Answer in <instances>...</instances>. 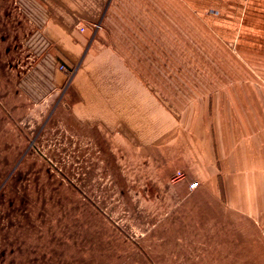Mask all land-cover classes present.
Listing matches in <instances>:
<instances>
[{
	"label": "crops",
	"instance_id": "1",
	"mask_svg": "<svg viewBox=\"0 0 264 264\" xmlns=\"http://www.w3.org/2000/svg\"><path fill=\"white\" fill-rule=\"evenodd\" d=\"M37 1L49 9L43 32L67 67L56 80L68 83L76 119L141 148L174 190L173 207L194 201V259L264 264V0H186L241 51V78L231 80V61L209 60L208 82L180 81L165 66L178 37L181 55L200 37L180 19L164 22L163 0ZM178 168L186 179L174 180Z\"/></svg>",
	"mask_w": 264,
	"mask_h": 264
},
{
	"label": "rangeland",
	"instance_id": "2",
	"mask_svg": "<svg viewBox=\"0 0 264 264\" xmlns=\"http://www.w3.org/2000/svg\"><path fill=\"white\" fill-rule=\"evenodd\" d=\"M163 1L164 22L180 19L200 37L190 55H181L183 38L172 42L171 74L208 82L209 60L231 61V80L241 78L235 42L214 36L186 0ZM48 10L0 0V264H249L194 259V201L173 207L174 190L141 148L76 119L44 36Z\"/></svg>",
	"mask_w": 264,
	"mask_h": 264
},
{
	"label": "built area",
	"instance_id": "3",
	"mask_svg": "<svg viewBox=\"0 0 264 264\" xmlns=\"http://www.w3.org/2000/svg\"><path fill=\"white\" fill-rule=\"evenodd\" d=\"M97 26H98V24L95 25V27H97ZM78 27L80 28V30H84L85 29V26L84 25H81V24L78 25ZM60 68L63 69V70H66L67 69V67H66V65L64 63H61L60 64ZM183 177H185L184 171H178L177 170V172L175 174V177H174L175 180L181 179ZM199 184H200L199 181H193V182H190L189 183V187H190L191 190H194L196 187L199 186Z\"/></svg>",
	"mask_w": 264,
	"mask_h": 264
}]
</instances>
